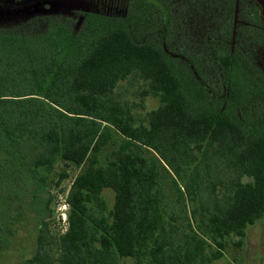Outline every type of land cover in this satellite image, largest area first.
<instances>
[{"label":"trees","instance_id":"1","mask_svg":"<svg viewBox=\"0 0 264 264\" xmlns=\"http://www.w3.org/2000/svg\"><path fill=\"white\" fill-rule=\"evenodd\" d=\"M247 2L126 0L78 28L47 13L0 28V186L82 168L65 230L42 220L20 264H213L243 246L264 219V23Z\"/></svg>","mask_w":264,"mask_h":264},{"label":"rangeland","instance_id":"2","mask_svg":"<svg viewBox=\"0 0 264 264\" xmlns=\"http://www.w3.org/2000/svg\"><path fill=\"white\" fill-rule=\"evenodd\" d=\"M250 1L260 7L264 23V0ZM126 4V0H0V13L11 14V18L0 21V28L17 26L40 14L61 15L72 20L78 28L82 23L83 13L123 14ZM247 5L249 6L244 4V7ZM120 90L125 98L136 103L141 102L140 86L131 87L124 83ZM143 105L144 111L140 112L141 115L155 109L158 101L147 97L143 99ZM116 138L118 141L121 139L118 135ZM111 149L112 146L105 153ZM64 171L69 177L59 181ZM81 171L82 168H67L59 162L45 184H32L25 180L14 185L11 191L6 186H0V264H20L32 256L36 250L38 227L42 220L51 219L50 215L55 217L54 228L57 231L65 230L66 197L72 178ZM103 197L108 208L112 209L114 193L106 190ZM233 240L238 241V238ZM243 242L241 248L230 245L224 257L213 264H264V219L247 228ZM120 264L135 263L124 259Z\"/></svg>","mask_w":264,"mask_h":264},{"label":"flooded vegetation","instance_id":"3","mask_svg":"<svg viewBox=\"0 0 264 264\" xmlns=\"http://www.w3.org/2000/svg\"><path fill=\"white\" fill-rule=\"evenodd\" d=\"M251 2V1H250ZM252 3V2H251ZM251 3H249V2H247V3H245V4H249V6L251 5Z\"/></svg>","mask_w":264,"mask_h":264},{"label":"built area","instance_id":"4","mask_svg":"<svg viewBox=\"0 0 264 264\" xmlns=\"http://www.w3.org/2000/svg\"><path fill=\"white\" fill-rule=\"evenodd\" d=\"M65 219H66V216L64 215V221H65Z\"/></svg>","mask_w":264,"mask_h":264}]
</instances>
